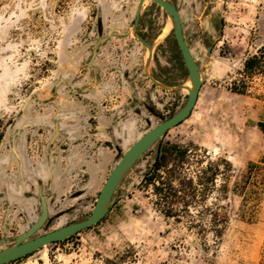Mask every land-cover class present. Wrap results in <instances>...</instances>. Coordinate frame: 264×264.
I'll return each instance as SVG.
<instances>
[{
    "label": "rangeland",
    "instance_id": "374dc122",
    "mask_svg": "<svg viewBox=\"0 0 264 264\" xmlns=\"http://www.w3.org/2000/svg\"><path fill=\"white\" fill-rule=\"evenodd\" d=\"M139 1L0 0V130L14 129L22 139L35 134L55 93L72 103L89 92L106 116L127 124L108 155L94 145L76 151L91 156L88 168L58 166L63 181L50 190L56 198L46 231L86 219L121 155L187 101L186 90L161 88L145 72L148 50L132 32ZM168 1L205 78L191 116L135 165L101 222L10 264H264V187L247 195L236 187L249 163L264 162V0ZM137 34L153 45L149 75L168 87L186 84L171 21L151 0ZM100 35L105 40L91 67ZM52 134L47 127L46 142ZM169 144L187 148L183 161L178 150L166 154ZM256 178L264 182V171ZM6 201L0 200V239L8 245L27 223L18 212L35 207L11 216Z\"/></svg>",
    "mask_w": 264,
    "mask_h": 264
},
{
    "label": "water",
    "instance_id": "95a60500",
    "mask_svg": "<svg viewBox=\"0 0 264 264\" xmlns=\"http://www.w3.org/2000/svg\"><path fill=\"white\" fill-rule=\"evenodd\" d=\"M153 3L161 7L166 15L169 17L174 36L177 45L181 51L184 64L187 68V82L186 84L178 87H168L157 81H155L148 73V66L152 58L153 45L146 41L144 38L137 34V27L141 16V11L145 0H140L136 10L135 22L132 28L133 36L137 38L148 50V59L146 63L145 72L148 78L156 85L161 88L173 90V89H184L188 92L187 101L184 106L170 116L167 119H163L161 123L145 133L139 138L119 159L117 164L112 168L108 177L106 178L102 188L100 189L99 195L95 201L92 212L86 219L68 224L53 230L43 236H39L33 239V237L39 229L44 225L48 219V206L46 203V196L42 194V186H39L38 198L40 199L41 213L37 222L24 234L20 235L16 242L2 251H0V264H7L11 261L22 258L25 255L33 253L39 249L44 248L50 244L62 242L74 235L97 225L102 219L108 214L110 209L113 207L117 200L116 192L121 183L133 170L136 163L147 153L169 130L177 127L182 122L187 120L196 106L198 101L199 92L204 84L205 78L203 71L198 66L192 53L186 43L183 36L182 24L179 11L173 2L168 0H151ZM105 39L100 35L98 41L93 50V54L89 65L98 55V48ZM208 55H210L211 48L207 49ZM189 84V86H188ZM54 169L52 170V174Z\"/></svg>",
    "mask_w": 264,
    "mask_h": 264
},
{
    "label": "flooded vegetation",
    "instance_id": "af4514ba",
    "mask_svg": "<svg viewBox=\"0 0 264 264\" xmlns=\"http://www.w3.org/2000/svg\"><path fill=\"white\" fill-rule=\"evenodd\" d=\"M135 16H136V13H135ZM140 19H141V16H140ZM134 22H135V20H134ZM139 23H140V20H139ZM138 27H139V25H138ZM138 27H137V31H138ZM173 34H174V32H173ZM174 38H175V36H174ZM146 41H148V40H146ZM175 42H176V39H175ZM176 44H177V42H176ZM180 53H181V51H180ZM181 58H182V54H181ZM95 59H94V61H95ZM94 61L92 62L91 67L93 66ZM182 61H183V58H182ZM183 65H184L185 69L187 70V68L184 64V61H183ZM187 74H188V71H187ZM78 101H80V100L78 99ZM94 103H96V102H94ZM63 104H65V103H63ZM96 105L100 106V103L97 102ZM49 106H50V103L48 105H46V110H47L46 113L49 112ZM102 106H103V109L107 108V106H104V105H102ZM91 110H93V109H91ZM93 119H94L95 124H96V119L94 117H93ZM39 121H40L39 124H41V125L38 128V130L36 131V133L32 134V135L24 136L23 139L19 138L18 134L16 133V130H14V129L8 128L5 130H0V200H2V201L7 200L6 203L8 204V210L13 211L11 213V216L14 215V212L16 211V209L22 208V206L26 207L28 205H34V207H35V212H30V211L26 212L25 210L18 212L17 216H18L19 220L26 221L27 223H26V225L24 224L23 230L20 233H18L17 235L13 236L12 241H9L12 243H9L8 245H6L8 240L5 238L0 239V244L6 245L4 248L0 249V251H2L3 249H5L7 247L12 246L16 242V239L20 235L27 232L33 226V224L38 221L39 215H40L41 210H42L41 206H40V199L38 198V190H39L40 185L42 186L43 196H46V203L48 206V219L44 223V225L39 229V231L30 239H33V238H36L39 236H43V235L53 231V230L46 231V229L48 228V226L51 222L50 207L56 198V196L52 192H50V190L54 189V176H55V172H56L58 166L60 165L59 164L60 163V156L59 155H62L66 151V149L64 148V147H66V143H65L64 139H62V131L59 128V124L56 120H53V121L47 120L46 121V115H43V117H41ZM89 125L93 126V127H91V129H93V132L86 134L85 138L80 137V138H77L75 140V145H77L80 150H81L80 147L82 145H87L88 147L94 145L96 147V149H98V147H100L99 146L100 141L95 138L94 125L90 123V120H89ZM28 126H30V125H28ZM49 126H52L53 134H52V136H50V138L46 142V128ZM88 136H91L92 138H94L95 141L98 140V142H95L92 139H88ZM79 139H83L84 140L83 143H79L78 142ZM86 140L89 143H86ZM114 141H115V139H112V138L109 139V141H106V146H104V147H107L110 149L111 148L110 146H114V144H113ZM56 142H58V143L63 142V143L57 145ZM86 157L91 158V156H89V155ZM62 163H67V162H62ZM53 169H54V172L52 174ZM28 181L33 182L36 185L34 190L33 189L29 190V188H27L26 182H28ZM6 185L16 186V188L18 189V192H16V193L15 192L14 193L8 192L6 189ZM81 195H82V193H77L75 195V197H79ZM64 211L65 210H60L58 212V217L62 216L65 213ZM67 211L71 212L72 210L68 209ZM90 214H89V216H90ZM72 223H75V222H72ZM72 223H67L64 226H66L68 224H72ZM54 230H56V229H54ZM68 239H66V240H68ZM54 244H56V243H54ZM30 254H32V253H30ZM30 254L25 255L22 258H19L17 260L11 261L7 264H10L12 262H16L20 259H23V258L29 256Z\"/></svg>",
    "mask_w": 264,
    "mask_h": 264
},
{
    "label": "crops",
    "instance_id": "0c3cea01",
    "mask_svg": "<svg viewBox=\"0 0 264 264\" xmlns=\"http://www.w3.org/2000/svg\"><path fill=\"white\" fill-rule=\"evenodd\" d=\"M84 85V82H79L77 87ZM78 92V91H77ZM105 93V91H104ZM54 101L49 106V112L46 113V121L56 120L59 124V128L62 131V139L66 143V151L60 156V163L67 162L71 167L81 166L82 168H88L89 158L86 155L80 156L76 155V151L80 152V149L75 145V140L80 137L86 136L88 134V129L93 127L89 125V118L94 117L96 119V124L94 125L95 138L100 142V147H98V152H103L108 155L112 152L111 149L104 147L106 146V141L109 139H116L119 137V131L127 129V124L123 119L115 121V118H110L106 116L101 110L100 106L94 103V97L91 93L87 92L83 95V101H73L72 103L66 102L63 104L61 102L64 99L63 95L54 94ZM70 103V104H69ZM61 104V106H59ZM118 107H121L118 105ZM108 108V106H107ZM90 109L94 110V115L90 113ZM121 115L124 116V110L120 111ZM86 143H89L86 140ZM84 173H87L84 170ZM64 171L56 170L54 176V185H59L63 181ZM8 192L16 193L18 189L16 186L6 185Z\"/></svg>",
    "mask_w": 264,
    "mask_h": 264
},
{
    "label": "trees",
    "instance_id": "16d2710c",
    "mask_svg": "<svg viewBox=\"0 0 264 264\" xmlns=\"http://www.w3.org/2000/svg\"><path fill=\"white\" fill-rule=\"evenodd\" d=\"M256 59V57L253 59V60H248L245 64V68L247 70L251 69L253 67V61ZM261 128L264 130V124H261L260 125ZM176 150H178V153L180 155V160L183 161L185 158V155L187 153V148H183L181 149L180 147L176 146V145H171L169 144L168 145V149L166 151V154L168 155H172ZM167 158V156H163V160H165ZM263 163V164H262ZM159 162L156 161V163L154 164V169L157 170L159 169ZM264 171V162H261V163H249L248 165V168H247V172L246 174H244L242 176L243 178V183L239 184L237 183L236 184V187H240V191L244 193V195H247L248 194V191L249 190H252L254 189V187L256 188V190H258L259 188L261 187H264V182H258L257 180V175L258 173L260 172H263ZM215 180V176L211 177V182H214ZM245 197V196H244ZM252 200V198L248 195V199H246L245 204H247L248 200ZM183 206H189L188 202H183ZM167 216H171L170 213H166ZM243 215H246V214H243ZM243 217V216H242ZM249 219H252L253 218V214H249L248 216ZM227 218L224 217L223 218V223L226 224L227 223ZM220 231H216L215 234L216 235H219Z\"/></svg>",
    "mask_w": 264,
    "mask_h": 264
},
{
    "label": "bare ground",
    "instance_id": "6f19581e",
    "mask_svg": "<svg viewBox=\"0 0 264 264\" xmlns=\"http://www.w3.org/2000/svg\"><path fill=\"white\" fill-rule=\"evenodd\" d=\"M188 86H189V84H188Z\"/></svg>",
    "mask_w": 264,
    "mask_h": 264
}]
</instances>
